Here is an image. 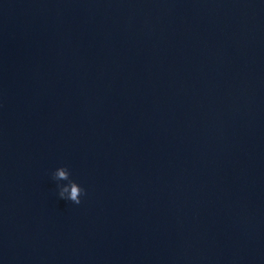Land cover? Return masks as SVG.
I'll list each match as a JSON object with an SVG mask.
<instances>
[{"label":"water","instance_id":"95a60500","mask_svg":"<svg viewBox=\"0 0 264 264\" xmlns=\"http://www.w3.org/2000/svg\"><path fill=\"white\" fill-rule=\"evenodd\" d=\"M0 264H264V0H0Z\"/></svg>","mask_w":264,"mask_h":264},{"label":"clouds","instance_id":"9594fccd","mask_svg":"<svg viewBox=\"0 0 264 264\" xmlns=\"http://www.w3.org/2000/svg\"><path fill=\"white\" fill-rule=\"evenodd\" d=\"M52 179L59 181H66L64 185L57 184L59 188L58 198L68 201L74 205L81 203V197L86 195L84 189L78 186L74 181L70 179V172L66 167H60L52 174Z\"/></svg>","mask_w":264,"mask_h":264}]
</instances>
